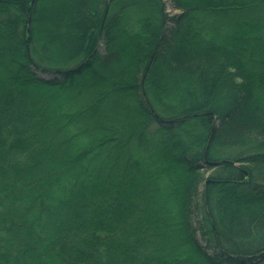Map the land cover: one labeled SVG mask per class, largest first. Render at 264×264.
Wrapping results in <instances>:
<instances>
[{
  "label": "trees",
  "instance_id": "trees-1",
  "mask_svg": "<svg viewBox=\"0 0 264 264\" xmlns=\"http://www.w3.org/2000/svg\"><path fill=\"white\" fill-rule=\"evenodd\" d=\"M38 3L0 0V264H264V0H62L57 48Z\"/></svg>",
  "mask_w": 264,
  "mask_h": 264
},
{
  "label": "rangeland",
  "instance_id": "rangeland-1",
  "mask_svg": "<svg viewBox=\"0 0 264 264\" xmlns=\"http://www.w3.org/2000/svg\"><path fill=\"white\" fill-rule=\"evenodd\" d=\"M61 2H62V0H39L38 7H37V9L39 8V9L42 10L41 11V15H42L41 20L42 21L40 22L41 24H40V26H38V29L41 30V31L42 30L45 31V33L53 32L51 34L50 41L53 42L54 48H57V46H59L58 44L61 45L63 39L59 40L58 37L59 36L61 37V33L58 34L57 31L55 30V28H54L55 26H53V23H51V21L49 20L50 16L48 15V12L51 11V10L56 9L61 4ZM164 2L166 3V8H167L166 10H167V12L168 13H174L175 10H173V8L171 7V3H169L170 0H164ZM69 15L70 14H68V16ZM64 18H65L64 16H62L60 18L61 19V22H63V23L65 22L64 21L65 20ZM100 49L102 50V45L100 46ZM161 69L162 70H165L164 67H163V65H162ZM254 70H256V67L254 68ZM110 80L112 81V78ZM94 90H95L96 93L99 91L98 87H96V86H94ZM98 122H100V120H98Z\"/></svg>",
  "mask_w": 264,
  "mask_h": 264
}]
</instances>
